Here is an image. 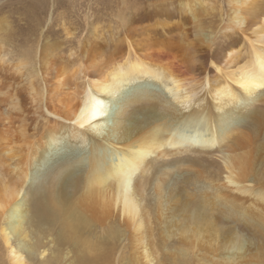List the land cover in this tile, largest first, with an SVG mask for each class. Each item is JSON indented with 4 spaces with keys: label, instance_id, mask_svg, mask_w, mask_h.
<instances>
[{
    "label": "bare ground",
    "instance_id": "6f19581e",
    "mask_svg": "<svg viewBox=\"0 0 264 264\" xmlns=\"http://www.w3.org/2000/svg\"><path fill=\"white\" fill-rule=\"evenodd\" d=\"M121 4L0 36V264H264V0Z\"/></svg>",
    "mask_w": 264,
    "mask_h": 264
},
{
    "label": "rangeland",
    "instance_id": "374dc122",
    "mask_svg": "<svg viewBox=\"0 0 264 264\" xmlns=\"http://www.w3.org/2000/svg\"><path fill=\"white\" fill-rule=\"evenodd\" d=\"M156 1L159 0H128L129 5ZM121 2L122 0H0V36L6 37L9 51H14L15 56L32 57L35 52L30 51V46L38 44L41 50L47 42L58 47L62 45L61 55H68L70 48L76 47V38L89 37L93 30L98 35L112 32L117 26L114 18L122 7ZM65 29L76 34L69 40H74L73 43L66 41ZM2 84L4 82L0 85ZM151 84L148 82L143 86L155 90V86ZM113 107L112 114L115 113L114 104ZM113 117L114 114L110 117V124L113 123ZM58 152L62 156L77 157V152L72 150L70 144H62ZM200 157L212 162L218 160L215 161L217 165L222 162V156L217 153L213 157L207 154Z\"/></svg>",
    "mask_w": 264,
    "mask_h": 264
}]
</instances>
